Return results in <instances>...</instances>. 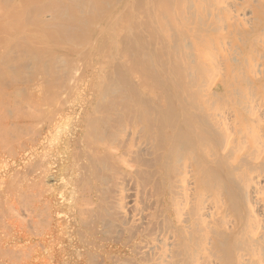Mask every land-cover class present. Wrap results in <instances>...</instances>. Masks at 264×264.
<instances>
[{
  "label": "bare ground",
  "instance_id": "bare-ground-1",
  "mask_svg": "<svg viewBox=\"0 0 264 264\" xmlns=\"http://www.w3.org/2000/svg\"><path fill=\"white\" fill-rule=\"evenodd\" d=\"M6 2L5 5L0 4L6 7L0 8L3 10L0 11L1 19H4V15L9 18L12 15L15 18L19 15L20 18L17 19L20 20L22 17L25 22L30 11V16L35 12V10L32 12L34 7L41 11L40 16L35 12L39 17L43 15L52 19L57 18V15L63 12L64 8L61 7H66L65 11L68 9L73 14H85L86 20L89 19L87 14L97 18L96 23L91 20L87 27L82 26L81 29L84 27L82 31L86 33L85 37L80 36L82 38L80 39L78 35L76 37L79 38L78 44L74 42L75 46L71 41H76L75 36L69 35L73 38L69 39L73 43H70L73 51L76 50L70 51L68 58L75 63L74 66L65 59L66 63L74 67L72 70L68 67L71 70V77L68 74H66L68 77L63 75L69 71L67 67H64L68 69H64L65 71L63 67H60L62 68L60 70L57 68L59 67L57 63L63 61L53 60L52 63L54 68V63L57 62L56 68L61 75L59 80L55 72L58 85L50 83L60 88L62 93L58 100L62 102L57 105L60 107L56 108V111L50 112L53 121L47 132L53 133L59 140L53 153L59 165L53 177L54 182H58L63 189V193L60 192L57 196L58 202H61L62 206L64 204L66 211L65 218L56 221L54 227L61 235H67V238L57 237L54 240L58 253L55 262L264 264V0H11V4L10 0ZM69 11L63 13L69 14ZM66 16L64 15V18H67ZM9 18L4 21L5 23L2 21V24L0 23L1 28L5 29L4 32H7L6 29L10 28L7 26L10 25L13 30V21L11 23ZM22 20L20 22L14 20L16 21L14 25L18 23V26L25 25ZM31 20L37 22V25L31 22L39 27H37L39 32L38 29L36 32H43L44 29L40 27L45 22L40 25L38 20ZM8 21L9 25H6ZM52 22L51 25L54 24ZM74 22L70 25L67 21V24L80 31V25L83 23L76 25L77 21ZM4 24L6 28L3 27ZM54 26H59V23ZM69 26L63 25L60 28L64 27L66 30L67 27L70 29ZM20 28L17 29L16 26L17 31L25 30ZM12 30L8 31V35L11 32L8 37L11 40L14 37L12 33L15 32ZM67 32L65 31V34ZM50 33L54 38L55 33L51 31ZM61 33L59 30V34ZM46 35L48 34L44 36ZM29 36L32 38L29 41H32L33 37ZM36 37L34 41L37 43L32 42L40 45L42 42L38 43V36ZM48 37L51 39L49 35ZM59 38H54L57 43ZM40 39L43 40V36ZM20 41L23 45V41ZM16 42L13 41L14 45ZM54 42L53 45L57 46L58 44ZM3 43L0 46H3ZM76 45L79 49H76ZM15 47L17 50L18 46ZM10 48L9 50L5 48L8 54L14 51ZM36 49L37 53H42L45 47L43 46L41 51L39 48L38 51ZM31 51L34 50L29 48L30 53ZM44 52L46 53L45 50ZM37 53L33 58L34 52L33 59L39 55ZM2 54L0 53L1 60H4ZM49 56L45 55L41 60ZM12 58L16 61L17 57L12 55ZM51 58L56 59L55 55L49 57ZM29 59L28 64L27 60L22 62L25 61L28 66ZM18 63L14 64L18 67ZM24 65L22 68L27 69ZM18 69L19 67L16 68L17 72ZM49 70L52 71V68ZM50 71L47 70L49 76ZM7 73L4 72L5 75ZM19 76L21 78V74ZM62 76L65 78H61ZM69 77L73 81L67 86L69 88L71 85L69 91H64L66 86L62 79L68 82ZM52 78L53 81L56 80L51 76ZM28 79L25 80L29 81ZM8 81L11 84L10 80L6 82ZM60 81L64 87L60 85ZM2 86L6 87L5 84ZM58 93L57 91L56 94ZM6 94L4 93V96ZM54 95L55 92L51 98ZM20 99L23 100L22 95ZM31 100L33 99L30 98L28 102L22 104H26L25 107L29 105V109H24H28V113L31 111L30 106H33ZM14 101L12 103H15ZM5 103L0 105L1 109L7 107L8 104ZM48 104L50 103L47 101L45 107L50 106ZM13 105L16 106L12 104L11 107ZM15 110L16 108L13 111ZM5 111L7 112V109ZM5 111L4 114L1 112V115L7 118ZM43 111L42 109V113ZM18 114L20 115V111ZM13 116L15 117L14 113ZM45 119L47 120V117ZM49 119L51 120V117ZM10 120L9 128L12 124L16 126L15 122ZM24 125L18 127L23 128ZM28 127L31 130V125ZM21 128L18 129L16 126L15 129H18L16 133H19ZM0 130L4 128L1 129L0 126ZM12 131L11 133L14 132ZM6 134L9 133L6 131ZM33 134L35 133H32V137ZM13 136L11 143L14 142ZM2 142L4 143V140ZM29 142L32 143V139ZM5 148L11 150L10 147ZM28 150L31 152L32 148ZM15 153L13 152V155ZM43 160H39L40 164ZM37 163L39 164L36 162L33 165ZM34 168L38 169V165ZM10 172L6 171L2 177H9L11 180ZM30 183L29 187L33 185ZM45 189L47 187L39 192ZM15 191H8L4 201L15 202V198L18 199L22 193H19V190L18 193ZM24 196L27 198V194ZM29 201L27 199L26 202ZM5 202H1L2 206ZM9 205L5 207L10 209L8 211L14 212L12 205L11 208ZM13 215H16L15 212ZM23 215L27 216L26 213ZM27 217L30 218L29 215ZM28 218L26 222H31ZM42 218L44 219L40 220V224L43 220L46 221L42 224L50 221L49 219L47 221L48 217ZM31 223L34 224V220ZM8 241L6 247L5 244H0V256L4 259L6 255H15V252L21 249L16 239Z\"/></svg>",
  "mask_w": 264,
  "mask_h": 264
},
{
  "label": "rangeland",
  "instance_id": "rangeland-1",
  "mask_svg": "<svg viewBox=\"0 0 264 264\" xmlns=\"http://www.w3.org/2000/svg\"><path fill=\"white\" fill-rule=\"evenodd\" d=\"M78 2V1H77ZM4 3H7L6 2V0H3V2H2V0H0V4H4ZM60 3V5L61 6H64V4L63 3H61V2H59ZM75 3V2H74ZM79 3V2H78ZM10 4H11V0H10ZM5 5V4H4ZM4 5H0V8L2 9V7L1 6H4ZM8 5H9V3H8ZM7 4H6V6H8ZM80 5H81V1H80ZM61 6H59V11H60V7ZM9 7V6H8ZM7 7V8H8ZM4 8H6L5 6L3 7V9ZM62 8H64L63 9V12L65 11V9H66V7H61V9ZM37 7H34V9H32V12L35 10V12H38V14L37 15H39L40 16V14L39 13H41V11L38 9ZM0 11H3V10H0ZM40 11V12H39ZM69 10L67 9L64 13H66V12H68ZM35 12L33 13V15H31L30 16V14H31V11H30V14H28L29 15V17H26V16H23V17H26V20H27V18H28V20L27 21H25V22H23L24 21V18H22L21 17V19L20 20H18L20 17H19V15L15 18V16L13 17V15H12V17H5L6 15H4L3 16V18L4 19H1L2 17H0V23L2 24V22H4L7 18H9L10 19V21H11V23H12V21H13V30H12V27H11V25L10 26H7V27H10L9 29H11L12 31H15V32H13L12 34L14 35V37L12 38V40L10 39V38H8V37H10V35H11V32H10V35H8L9 34V29H6L7 30V32L5 31L4 32V30H3V28H1V25H0V31H2V32H0L1 34H2V36H1V34H0V45H2V43L5 45H3V46H0V53L2 54L3 52V56L5 57V59L4 60H1V56H0V72L2 73H0V94L2 95H0L1 96V98H0V105L2 104V105H4V102H6L5 104H8L7 105V107H9V108H7V107H3L2 109H7V112L5 111V109H4V111H5V114H7V118H6V116L5 115H1L4 111H2V109H1V107L2 106H0V118H2L4 121H2V119H0L1 121H0V126H1V129H3L4 128V130H0V140H1V142H0V201L1 202H5L4 201V199H5V195H7V193H9L8 191H10L11 190V192H14L15 190V193H18L17 191L19 190V193L20 192H22V193H24L25 195L27 194V198H26V196H24V194H22V193H20L19 195L21 196V198H19L18 197V199L17 198H15V200L17 201H13V202H8L7 203V200H6V204L5 203H3V206H2V203L0 204V225L2 224V223H4V225L2 224L1 226H0V244H5V247L8 245V243H9V241H8V239L9 240H12V239H16V243L18 244V247H21V249L20 250H18L19 252H15L16 254L14 255H12V256H10V254L9 255H6V259H4V257H1L0 256V264H57L56 262H55V260H56V256L58 255V253H57V248H56V246H55V244H54V240L57 238V237H63V238H67V235H61L59 232H57V230H56V228L54 227V223L56 222V221H61V220H63L65 217V214H66V211H65V208H64V204H63V206L61 205L62 203L61 202H58V196L60 195V192L61 193H63V189H62V187H60V185H59V183L58 182H54L55 181V179H54V174H55V171H56V169H57V167H58V165H59V163H58V161L53 157V153H54V151H55V149H56V147H57V143H58V141L59 140H57V136L55 135V137H54V135H53V133L51 134L50 132H47V130H48V128H49V126H50V124H51V121H53V117H52V112H53V110L54 111H56V108L58 109V107H60V106H58L57 107V105H59V104H61V102L58 100V96L60 95V93H62L61 92V90H60V88H58V86H54L53 84H51V83H57L56 85H58V80H57V74H58V71L60 70V69H62V68H60V67H63V70L65 69H67L68 67H70V69L71 68H74V67H71L72 65H69V63L70 64H73L71 61H70V59H68L69 58V55H70V51H73V46H75V44L77 43V41H78V39L80 38V36L81 37H85V34L86 33H84V31H82L83 29H84V27H83V29H81L82 28V26H88V23L92 20V22H95L96 23V17L95 16H90L91 14H87V18H89V19H87L86 20V15L85 14H83V13H78L77 15L76 14H73L72 12H70L69 11V14L67 13V14H64L63 12L62 13H60L59 14V16L57 15V18L59 17L60 18V16L62 15V14H64L65 16L66 15H69V16H66L67 18H64V15H62L63 16V19L62 18H60V20H59V18L57 19L56 17H54V19H52V18H48V17H43V15L41 16V17H39V16H37L36 14H35ZM72 14V17H70L71 16V14ZM2 15V14H1ZM0 15V16H1ZM35 15V17L33 18V16ZM80 15H81V17H80ZM84 15H85V18H84ZM93 15V14H92ZM61 16V17H62ZM76 16H78V17H76ZM18 18V19H17ZM37 18H39V19H37ZM42 18V19H41ZM43 18H44V20H43ZM48 19V20H46V19ZM70 18V19H69ZM76 18H77V20H76ZM79 18H80V20H79ZM81 18L82 19H85V20H81ZM96 18V19H95ZM12 19V20H11ZM18 20L17 22H20L22 19V22L23 23H25V25H23L22 23H20V25L21 26H25L24 28H20L21 26H18L19 25V23H18V25H16L17 26V29H25L23 32H21V30H18L17 31V29H16V26L14 25V22H16V21H14V20ZM29 19H30V21H29ZM31 19H36L35 21H37L38 20V24H40V23H42L43 21L45 22L44 24L42 23V26L43 25H46V26H41L40 27V29H44V30H46L45 31V34H48L49 36H50V38L51 39H49V37L47 38V36L48 35H46V36H44L45 34L43 33L44 32V30H43V32L41 31L40 33H37V32H39V27L38 26H35L34 24H31V22H33V23H35L36 25H37V22H34V20L32 21ZM57 19V20H56ZM50 20V21H49ZM54 20H56V21H54ZM59 20V21H58ZM65 20V21H64ZM70 20H72V22L70 21ZM77 21V24L76 25H78V24H82V25H80V31H77V30H75V29H73V25L72 26H69V23H70V25H71V23H73L74 21ZM95 20V21H94ZM2 21V22H1ZM28 21L30 22L29 24H28ZM41 21V22H40ZM53 21V22H52ZM61 21V22H60ZM67 21L69 22L68 24H67ZM82 21V22H81ZM85 23H84V22ZM50 22H52V23H54V24H56V25H58V23H59V26H54V24H50ZM56 22V23H55ZM79 22V23H78ZM98 22V21H97ZM5 23V22H4ZM8 23V24H7ZM61 23H63L62 25H61ZM66 23V24H65ZM74 23H76V22H74ZM17 24V23H16ZM31 24V25H30ZM47 24L49 25V26H47ZM86 24V25H85ZM6 25H9V21L8 22H6ZM29 27H28V26ZM41 25V24H40ZM39 25V26H40ZM69 26V28L70 29H68V27L66 28V30H65V28L63 29L62 27L60 28V26ZM30 26H32V27H30ZM53 26V27H52ZM3 27H5V24H4V26ZM36 27V28H35ZM38 27V28H37ZM48 27H52V28H48ZM72 27V28H71ZM6 28V27H5ZM15 28V29H14ZM28 28H30V29H28ZM35 28V29H34ZM60 28V29H59ZM28 30V32H27V30ZM36 29H38V31L36 30ZM48 29V30H47ZM52 29H53V31H52ZM54 29H56V30H54ZM67 29H68V31L69 32H67ZM58 30V31H57ZM59 30H60V33H61V30H63L62 31V33L61 34H63V35H61V34H59ZM67 32L66 34H65V31ZM72 30V31H71ZM20 31V32H19ZM31 31H33V32H31ZM37 31V32H36ZM50 31L52 32V33H55V34H53V35H57V32H58V35L55 37L54 36V38H59V43H57V41H56V39H54L53 37H52V35H51V33H50ZM56 31V32H55ZM71 31V32H70ZM75 33H74V32ZM30 32V33H29ZM36 32V33H35ZM50 34H49V33ZM64 32V33H63ZM76 32H79L80 34H83V35H80L79 33H76ZM5 33V34H4ZM6 33H7V35H6ZM69 33V34H68ZM35 34H36V36H38V43H40V42H42V43H40V45L39 44H35V43H37V42H35L34 41V39L36 38L37 39V37L35 36ZM42 34H44V35H42ZM71 34V35H70ZM73 34V35H72ZM12 35V36H13ZM22 36L23 35V37H19V36ZM24 35H26V36H24ZM29 35H31V37H33V40L32 41H34V42H32V41H29L30 39H32V38H30V36ZM32 35H34V36H32ZM64 35H66V36H64ZM75 36V38L78 36L79 38L77 39H74V40H76V41H73V40H71L73 43L74 42H76V43H72L69 39H73L72 37H70V36ZM42 36H43V40H45V41H43V40H41L40 38H42ZM4 37V38H3ZM5 37H6V39H5ZM17 37V38H16ZM20 39H19V38ZM25 37H27V38H25ZM35 37V38H34ZM40 37V38H39ZM66 37V38H65ZM68 38V39H67ZM4 41H3V40ZM26 39H28V40H26ZM66 39V40H65ZM80 39H82V38H80ZM84 39V38H83ZM16 40H17V42H16ZM20 40H22L23 41V45H22V43H20L21 41ZM48 40H51L50 42L48 41ZM58 44L57 46H55V45H53V42L54 41ZM67 40H69V41H67ZM3 41V42H2ZM13 41H14V43L16 42V44L14 45V43H13ZM20 41V42H19ZM28 41V42H27ZM37 41V40H36ZM40 41V42H39ZM53 41V42H52ZM64 41V42H63ZM6 42H9V44L8 43H6ZM54 42V43H55ZM68 42V43H67ZM25 43H29V44H25ZM30 43H32V45L30 44ZM73 44V46H71V44ZM18 44H20V45H18ZM46 44H48V45H50V46H48V45H46ZM78 44V43H77ZM24 45H26V46H24ZM28 45H31L32 46V49L34 50L33 52L31 51V53L29 52V48H30V50H32L31 49V46L30 47H28ZM35 45V46H34ZM36 45H38V47H36ZM60 45V46H59ZM63 45H66V46H63ZM11 46H14V51L13 52H11V54L12 55H15V57H17L16 58V61H14V58H12V55L9 53H7L6 51L7 50H9V48L11 47ZM15 46H18V49L16 50V48L17 47H15ZM21 47V49H20V47ZM26 47V48H24V47ZM40 46V47H39ZM41 46H42V48H41ZM43 46L45 47V49H43ZM49 48H48V47ZM80 46V45H79ZM1 47H3V48H1ZM23 47V48H22ZM34 47H36V48H34ZM60 47H63V48H61L60 49ZM69 49H68V48ZM5 48L7 49V50H5ZM38 48H39V50L41 51V49H43L42 50V53H41V55H40V53H37L36 51H35V49L38 51ZM12 49V47L10 48V50L12 51L13 50ZM21 51H20V50ZM64 49V50H63ZM76 49H79V47L76 45ZM20 52H22L21 54L19 53V51ZM26 50H28V52L26 51ZM44 50L46 51V53L44 52ZM17 51H18V53H17ZM74 51H76L75 49H74ZM73 51V52H74ZM78 51V50H77ZM6 52V53H5ZM34 52H35V54H34ZM51 52V53H50ZM56 52V53H55ZM13 53H16V54H13ZM25 53V54H24ZM29 53V54H28ZM36 53L37 54H39V55H37L36 56V59L38 60V62H36L37 60L36 59H33V58H35L34 56L36 55ZM50 53V54H49ZM63 53V54H62ZM7 54V55H6ZM34 54V55H33ZM49 56V57H52V55L54 56L55 55V58L56 59H53V58H51V59H49V57L47 58L46 57V59H44L43 61L45 62V61H48V62H43L42 60H41V58L43 59V58H45V57H43V56ZM61 54V55H60ZM64 54H65V56H64ZM71 54H72V52H71ZM6 55V56H5ZM32 55H33V58H32ZM63 55V56H62ZM11 56V57H10ZM21 58H20V57ZM29 56V58L31 57L32 59H29V58H27ZM57 56V57H56ZM3 57V58H4ZM9 57V58H8ZM59 57V58H58ZM60 58H62L61 60H60ZM11 59H13V60H11ZM19 59V60H18ZM28 59H29V61H30V67H29V65L27 66V64H28ZM59 59V60H58ZM64 59V60H63ZM65 59H66V61H68L67 63L65 62ZM8 60V61H7ZM23 60H27V64L25 63V61L24 62H22ZM41 60V61H40ZM52 62H51V61ZM53 60H55V61H63V62H55L54 64H55V66H54V68H53ZM33 61V62H32ZM2 62H3V64H2ZM8 62V63H7ZM18 63V67H19V69H18V72H17V70H16V68H18L16 65L17 64H11V63ZM51 62V63H50ZM65 62V63H64ZM26 64V67H25V65L24 64ZM36 63V64H35ZM47 63H50L51 64V67H50V64H47ZM59 64V65H57V64ZM62 63V64H61ZM6 64V65H5ZM21 64V65H20ZM24 65V67L25 68H27V69H23L22 68V66ZM33 64V65H32ZM44 64H46L47 65V67H48V69H46L47 67H46V65H44ZM64 64V65H63ZM67 64V66H65ZM75 64V63H74ZM74 64H73V66H74ZM3 65H5L4 67H3ZM13 65V66H12ZM15 65V66H14ZM21 67H20V66ZM42 65H44V66H42ZM56 65L57 66H59V67H57L59 70L57 71V68H56ZM62 65V66H61ZM8 66L11 68H8ZM14 67V68H13ZM38 67V68H37ZM46 67V68H45ZM64 67H67V68H64ZM6 68V69H5ZM8 68V69H7ZM39 68H41L42 69V71L39 69ZM43 68L45 69V70H43ZM49 68H52V71H50L49 70ZM56 68V69H55ZM13 69V70H12ZM23 69V70H22ZM36 69V70H35ZM69 69V68H68ZM67 69V70H68ZM69 69V71H67L66 73L64 72L63 73V75H66V74H68V76L70 75V71L72 70H70ZM3 70H5V71H3ZM10 70H12V71H10ZM16 70V71H15ZM22 70V71H21ZM27 70H29L28 72H26ZM47 70H48V72L50 71V75L52 76V77H54V78H56V80L54 79V81H53V78L51 79V76H49L48 74V72H47ZM3 71V72H2ZM25 71V72H24ZM38 71V72H37ZM43 71L45 72V73H43ZM54 71V72H53ZM4 72H10V73H7L6 75L4 74ZM20 72H22V73H20ZM51 72H53V73H51ZM55 72L57 73V74H55ZM60 72V71H59ZM69 72V73H68ZM13 73V74H12ZM28 73V74H27ZM48 73V74H47ZM61 73H62V71H61ZM18 76V78L19 79H17V76ZM21 74V78H20V75ZM24 74H27L26 76L24 75ZM29 74H30V76H29ZM37 74V75H36ZM40 74V75H39ZM47 74V75H46ZM25 77H24V76ZM44 75V76H43ZM61 75V74H60ZM60 75L58 74V79H59V77H60ZM12 76V77H11ZM29 76V77H28ZM47 76V77H46ZM67 76V75H66ZM67 76V77H68ZM4 79H3V78ZM11 79H10V78ZM14 77V78H13ZM29 79H28V78ZM31 77V78H30ZM34 77V78H33ZM46 77V78H45ZM50 77V78H49ZM70 77H71V75H70ZM70 77L69 78H67V80H68V82H65V80L64 79H62V81L64 82V84H65V86L67 87L69 84H71L72 82L71 81H73V80H71L70 79ZM121 77V76H120ZM7 78H9V79H7ZM23 78H24V81H23ZM45 78V79H44ZM48 78V79H47ZM61 78H65V77H61ZM2 79V80H1ZM10 80V82H11V84L9 83V81L8 82H6L7 80ZM15 79H16V81H15ZM28 79L29 81H26V80ZM31 79H32V81H31ZM48 81H47V80ZM50 79L52 80V81H50ZM117 79V78H116ZM120 79V78H119ZM14 80V81H13ZM60 80V79H59ZM66 80V81H67ZM22 83H21V82ZM31 81V82H30ZM47 83H46V82ZM28 82V83H27ZM51 82V83H50ZM63 82H61L60 81V85H63V87H64V84H63ZM71 82V83H70ZM14 83V84H13ZM15 83H17V84H15ZM44 83V84H43ZM51 84V86L49 87L48 85H46V84ZM62 83V84H61ZM2 84L4 85L5 84V86L6 87H4V86H2ZM10 85V86H9ZM33 85V86H32ZM60 85H59V87H60ZM15 86V87H14ZM28 86H31L30 88L28 87ZM71 86V85H70ZM70 86H69V88H68V90H67V88L66 87H64V91H69V89H70ZM8 87V88H7ZM13 87V88H12ZM46 87L48 88L47 90H46ZM53 87H55V89H53ZM19 88V89H18ZM23 90H21V89ZM24 88H29V89H26V90H30V91H26V90H24ZM33 88V89H32ZM44 88V89H43ZM13 89V90H12ZM17 89V90H16ZM58 89V90H57ZM19 90V91H18ZM48 90H51L52 92H50V91H48ZM55 90V91H54ZM60 90V91H59ZM12 91V93H10ZM13 91H15L14 92V94H13ZM42 91V92H41ZM55 92V95H54V97H52L51 98V96H53V94H54V92ZM57 91L59 92L58 94H56L57 93ZM19 92H20V94H19ZM25 92V93H24ZM43 92H45V93H43ZM3 93V94H2ZM4 93L6 94V96H4ZM9 93V94H8ZM28 93V94H27ZM47 93V94H46ZM50 93V94H49ZM23 94H25L24 96H25V98L23 97ZM43 94V95H42ZM20 95V96H19ZM21 95H22V98H23V100L22 99H20L21 98ZM8 96V97H7ZM12 96H14L15 98H17V99H15L14 97H12ZM18 96V97H17ZM47 96H49L48 98H47ZM55 96H56V99H55ZM3 97V98H2ZM27 97H29L28 99L30 100V98H32L33 100H31L32 102H33V106H30L32 109H40V110H32L31 108H30V110L31 111H29L30 113H28L27 112V110L29 109V105H27V107H25V105H22V104H24V103H26V102H28L29 100L27 99ZM8 99V101H5V99ZM12 98V99H11ZM53 100V98H54V100L52 101L51 99ZM3 99V100H2ZM26 99V100H25ZM49 99V100H48ZM14 100H16V101H14ZM37 100V101H36ZM61 100H63V99H61ZM12 101H14L15 103H12ZM17 101L19 102V103H17ZM40 101H42V103L40 102ZM47 101H48V103H50V104H48V105H50V106H52V107H50V106H47V107H45V105H46V103H47ZM50 101V102H49ZM55 101H56V103H55ZM53 105H52V104ZM12 104H15L16 106H14L15 108H16V113H15V111H13L15 108L13 107V109H12V107H11V105ZM31 104V103H30ZM42 106H41V105ZM45 104V105H44ZM32 105V104H31ZM38 105V106H37ZM21 106H23V107H21ZM35 106H37L36 108H34ZM55 106V107H54ZM25 107V108H24ZM44 107V108H43ZM20 108V109H19ZM26 108H28L27 110H24V109H26ZM44 110L43 111V113L46 111V112H48V113H42V109ZM47 110H46V109ZM10 111V112H9ZM12 111V112H11ZM19 111H20V115L18 114L19 113ZM33 111V112H32ZM36 111V112H35ZM39 111H40V113H39ZM2 112V113H1ZM8 112H9V115H8ZM24 112V113H23ZM51 112V113H50ZM13 113H14V115H15V117L13 116ZM34 113V114H33ZM4 114V113H3ZM11 114V115H10ZM30 114V115H29ZM36 114H37V116H36ZM50 114V115H49ZM20 117H19V116ZM32 115V116H31ZM33 115H34V118H36V120H34V118H33ZM43 115H45L44 116V118H43ZM22 116V117H21ZM30 116V117H29ZM40 116V117H39ZM49 116V117H48ZM19 117V118H18ZM47 117V120L45 119ZM51 117V120L49 119L48 120V118H50ZM17 120H15V119ZM22 118V119H21ZM9 119H11L10 120V122H15V124H16V126H17V128L19 129V128H21V127H18V126H20V125H24L23 126V128H21L20 130L22 131H20L19 133H16L17 131H18V129H15L16 128V126L14 127L13 126V124H12V126H10V128H9V126H8V122H9ZM14 119V120H13ZM30 119V120H29ZM38 119V120H37ZM44 120V121H43ZM46 120V121H45ZM34 122H35V125H34ZM48 122V123H47ZM50 122V123H49ZM18 124V125H17ZM33 124V125H32ZM29 125H31V130H30V128L28 127ZM25 126H27L28 127V129H27V127H25ZM34 126V127H33ZM5 127H8V128H6L5 129ZM14 127V128H13ZM34 128V129H33ZM9 129V130H8ZM13 129H15V131L13 130ZM25 129V130H24ZM14 132H13V131ZM36 132H35V131ZM6 131H7V133H9L8 135L6 134ZM11 131L14 133V136H13V133H11ZM25 131H27V132H24ZM31 131H32V133H35V135L32 137V133H31ZM11 133V134H10ZM37 133H38V136H36L37 135ZM5 134H6V137H5ZM28 134V135H27ZM45 134V135H44ZM15 135H16V138H15ZM12 136H13V143H11L12 142ZM52 136V137H51ZM11 137V138H10ZM32 139V143L31 142H29L31 139ZM35 137V138H34ZM35 139V140H34ZM51 139V140H50ZM54 139H56V141L54 140ZM4 140V143H5V145L3 146V141ZM9 140V141H8ZM34 140V141H33ZM38 140V141H37ZM50 140V141H49ZM8 141V142H7ZM51 141H53V142H51ZM55 141V142H54ZM29 142V143H28ZM36 142V143H35ZM46 142H48V143H46ZM2 143V144H1ZM15 143V144H14ZM7 144V145H6ZM33 144V145H32ZM36 144V145H35ZM47 144V145H46ZM11 145V146H10ZM16 145V146H15ZM24 145V146H23ZM1 146H2V148H1ZM5 146H7V147H10V149L11 150H13L12 152H11V150H9V148H5ZM41 146V147H40ZM48 146H50V148L48 147ZM13 147V148H12ZM45 147V148H44ZM53 147H55V148H53ZM15 148V149H14ZM23 148H25V149H23ZM29 148H32V151L30 152L28 149ZM5 150V151H2L1 152V150ZM8 149V150H7ZM22 150V151H21ZM44 150V151H43ZM9 151V152H8ZM13 152L15 153V155H13ZM45 152V153H44ZM48 153V155H47V153ZM42 153H44L43 155H42ZM42 155V156H41ZM45 155H47V156H45ZM31 156V157H30ZM41 156V157H40ZM44 157H46V159H44ZM31 158V159H30ZM33 158V159H32ZM41 158V159H40ZM44 159V160H43ZM42 161L43 160V162H41V164H40V161ZM46 161V162H45ZM36 162H39V164L37 163V165H38V169L37 168H34L35 166L37 167V165H33V164H35ZM31 163V164H30ZM34 167H33V166ZM49 165V166H48ZM33 167V168H32ZM43 167V168H42ZM28 168H29V170H28ZM31 168V169H30ZM19 169V170H18ZM37 169V170H36ZM11 170H13L12 172H10ZM18 170V171H17ZM31 170V171H30ZM40 170V171H39ZM47 170V174L45 173V171ZM10 172V178H12L11 180L9 179V177H2V175L5 173V172ZM37 171V172H36ZM42 171V172H41ZM13 173V174H12ZM35 173V174H34ZM37 173V174H36ZM14 175V176H12V175ZM45 174V175H44ZM36 175V176H35ZM44 175V177H42ZM22 177H24V178H22ZM34 178V179H33ZM4 179V180H3ZM23 179H26V180H23ZM30 179V180H29ZM42 179H44V180H42ZM6 180V181H5ZM8 180V181H7ZM10 180V181H9ZM33 180V181H32ZM2 181H4V182H2ZM21 181V182H20ZM30 181H31V183H30ZM43 181H44V183H43ZM33 182V183H32ZM39 182H41L42 184H40ZM8 183V184H7ZM28 183H30V185H32V186H30L29 187V184ZM11 184V186H9ZM24 184L26 185H28V187H29V189H28V187H27V185L25 186L26 187V190H25V187H23L24 186ZM36 184V185H35ZM38 184H40V185H38ZM46 185V186H45ZM12 186H13V188H12ZM36 186V187H35ZM18 187V188H17ZM20 187H21V189H20ZM47 187V189H45V191H41V192H39V190H42V189H44V188H46ZM17 188V189H16ZM32 188V189H31ZM51 188V189H50ZM23 189V190H22ZM53 189V190H52ZM8 190V191H7ZM13 190V191H12ZM31 190V191H30ZM37 190H38V192H37ZM51 190V191H50ZM4 191V192H3ZM23 191H25V192H23ZM50 192V193H48V192ZM10 192V193H11ZM44 192H46V193H44ZM29 193H30V195L32 196V197H30V195H29ZM37 193V194H36ZM40 193V194H39ZM23 196H22V195ZM34 194H36V195H34ZM42 194V195H41ZM28 195H29V198H31V199H29L28 198ZM38 195H41V196H39L38 198H36V196H38ZM48 195V196H47ZM58 195V196H57ZM4 196V197H3ZM34 196V197H33ZM52 196V197H51ZM24 198V200H23V198ZM26 199V200H25ZM27 199L28 200H30L29 202L32 204V206H30L31 204L29 203V202H26L27 201ZM38 199V200H37ZM18 200H19V202H18ZM21 200H23V202L21 201ZM43 200H47V202L46 201H43ZM38 201V202H37ZM24 204V206H23V204ZM43 202V203H42ZM63 202V201H62ZM19 203V204H18ZM59 203V204H58ZM63 203H65V202H63ZM10 204V205H9ZM5 205H9V207L11 208V205H12V208L15 210L14 212H15V214L16 215H13L14 214V212H13V210L12 211H8V210H10L8 207H5ZM19 205V206H18ZM46 205V206H45ZM16 206V207H15ZM39 206H40V209H41V211H40V209H39ZM48 206V207H47ZM18 207H20L19 209H18ZM26 207V208H25ZM21 208H25L24 210H22ZM38 209V210H37ZM44 209H46V210H44ZM47 209H49V210H47ZM3 211V213H1L2 211ZM19 211V212H18ZM23 211H24V213H26L27 214V216L29 215L30 216V218H28L27 216H24L23 214ZM35 211V212H34ZM12 212V213H11ZM38 212V213H37ZM42 212V213H41ZM44 212V213H43ZM6 213H7V215H6ZM17 213H18V217H17ZM19 213L21 214V215H19ZM40 213V214H39ZM42 214V215H41ZM59 214H61V215H59ZM2 215H4V216H2ZM6 215V216H5ZM37 215L39 216V217H37ZM57 215V216H56ZM20 216V217H19ZM21 216H22V218H21ZM42 216H44L45 217V219L47 218V221H48V219L50 220L48 223H46V224H42V223H45V221L43 220V222H41V224H40V220L42 221V219H44V218H42ZM10 217H14L13 219L12 218H10ZM16 217H17V219H16ZM28 218V220H31V222H33V220H34V224H32L30 221H27V222H29L30 224H28L27 222H26V220H27V218ZM38 219H37V218ZM19 218H21V220L19 221ZM40 218V219H39ZM16 219V220H15ZM4 220V221H3ZM37 220H39V221H37ZM6 221V222H5ZM24 221V222H23ZM36 221L38 222V223H36ZM17 222H19V223H17ZM6 223V224H5ZM9 223V224H8ZM22 223V224H21ZM25 223V224H24ZM8 224V225H7ZM20 224H21V226H20ZM27 224V225H26ZM35 224H37V225H35ZM39 224V225H38ZM7 225V226H6ZM24 227H23V226ZM35 225V226H34ZM30 226V227H29ZM29 227V228H28ZM33 228V230H32V228ZM39 227H40V229H39ZM43 227H45L44 229H43ZM2 228V229H1ZM8 228V229H7ZM47 228V229H46ZM5 229V230H4ZM7 229V230H6ZM18 231H17V230ZM8 230H10V231H8ZM29 230V231H28ZM31 230V231H30ZM2 231H3V233H2ZM8 231V232H7ZM21 231V232H20ZM28 231V232H27ZM32 232V233H31ZM7 233V234H6ZM3 234V235H2ZM32 234V235H31ZM59 234V235H58ZM13 235V236H12ZM40 236V237H39ZM50 239V240H49ZM41 241V242H40ZM51 242H53V243H51ZM46 243V244H45ZM51 244V245H50ZM3 246V245H2ZM23 247H25V248H23ZM46 250V251H45ZM21 252V253H20ZM23 252V253H22ZM10 256V257H9Z\"/></svg>",
  "mask_w": 264,
  "mask_h": 264
}]
</instances>
